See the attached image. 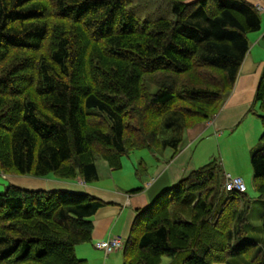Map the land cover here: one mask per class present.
Here are the masks:
<instances>
[{
  "label": "trees",
  "instance_id": "1",
  "mask_svg": "<svg viewBox=\"0 0 264 264\" xmlns=\"http://www.w3.org/2000/svg\"><path fill=\"white\" fill-rule=\"evenodd\" d=\"M260 22L249 0H0V171L92 183L98 159L175 155L220 111ZM249 113L262 126L250 151L261 225L211 158L137 211L122 264H264V65ZM106 204L8 184L0 264H86L75 248Z\"/></svg>",
  "mask_w": 264,
  "mask_h": 264
},
{
  "label": "crops",
  "instance_id": "2",
  "mask_svg": "<svg viewBox=\"0 0 264 264\" xmlns=\"http://www.w3.org/2000/svg\"><path fill=\"white\" fill-rule=\"evenodd\" d=\"M249 1L253 2L260 12V28L248 34V51L240 66L234 87L220 111L212 118L187 129L180 149L175 155L169 148L160 154L154 152L150 172L146 171V163L141 161L143 164L141 169L145 176L140 178L137 176L132 182L135 185L123 183L118 185L113 182V169L108 167L105 161L101 166L97 164L98 180L92 183H84L80 178L61 180L51 176L6 175L10 178V184L14 183L21 188L85 192L107 202L92 216L91 239L75 248L76 256L84 259L86 264H122L123 248L105 253L94 246L95 242L105 241L112 235L126 240L137 211L149 206L160 193L196 169L200 162L199 156L204 149L214 143L215 148H218L223 142L231 143L233 146L235 137L238 136L242 137L246 152L255 146L262 126L257 120L258 117L249 113V109L264 65V0ZM208 141H212V144L207 145L205 142ZM226 170L225 168L224 172L227 174Z\"/></svg>",
  "mask_w": 264,
  "mask_h": 264
},
{
  "label": "rangeland",
  "instance_id": "3",
  "mask_svg": "<svg viewBox=\"0 0 264 264\" xmlns=\"http://www.w3.org/2000/svg\"><path fill=\"white\" fill-rule=\"evenodd\" d=\"M255 109L257 111L258 107L256 106ZM252 115L256 116L255 114H252ZM257 120L258 122H260L259 118H257ZM261 134L262 132H260L259 135L257 136L255 146ZM242 142L243 140L241 136L235 137L233 146H231V143L223 142L221 146L218 145V148L217 147L215 148L216 143L212 144V141L205 142L207 145H211V144L212 145L211 147L209 148L207 147L206 149L203 150V152L201 153L202 155L199 156L200 162L197 167L204 165L211 158H218L222 164L223 170H225L226 168L227 169L226 172L229 173L230 175L241 177L245 183L246 194L250 201V214H249L250 223L255 226H260L261 225V213L263 211V200L259 198L258 192L255 189V184H254L253 175H252V168H251L250 160H249L251 152L249 151V149H248V152H246V147L243 145ZM210 151L213 154H211ZM154 152L155 151H151L148 149H138V150H134L130 152L128 155H123L121 158L120 168L115 169V170L112 167H110L108 163L105 161L108 167L113 169L112 181L118 185H120L119 183L128 184L129 186L135 185L132 182L137 178V176L139 178L145 176L143 170L141 169V166L143 165L141 161L146 163V166H145L147 167L146 171L150 172L149 167L151 166V162L152 164L154 162V157H153ZM201 157H203L204 159H202ZM96 162L97 164H99V166H101L104 160L98 159ZM8 175L11 176V174H8ZM102 175H104V172H102ZM8 184H10V178L6 177V174L0 171V193L5 190ZM12 185H15V184L12 183ZM29 190H32V189H29ZM263 234H264L263 232L260 233V235H263ZM169 261H170L169 257L162 258V264H167ZM214 264H224V263H214Z\"/></svg>",
  "mask_w": 264,
  "mask_h": 264
},
{
  "label": "built area",
  "instance_id": "4",
  "mask_svg": "<svg viewBox=\"0 0 264 264\" xmlns=\"http://www.w3.org/2000/svg\"><path fill=\"white\" fill-rule=\"evenodd\" d=\"M225 190H236L238 192H245L246 186L243 179L239 176H232L230 174L225 175V181L223 184ZM124 245V239L120 236L112 235L105 241H97L94 246L97 249L104 250L105 253H110L118 248H122Z\"/></svg>",
  "mask_w": 264,
  "mask_h": 264
}]
</instances>
